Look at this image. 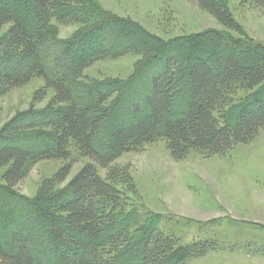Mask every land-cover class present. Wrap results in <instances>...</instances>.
<instances>
[{
	"label": "trees",
	"instance_id": "trees-1",
	"mask_svg": "<svg viewBox=\"0 0 264 264\" xmlns=\"http://www.w3.org/2000/svg\"><path fill=\"white\" fill-rule=\"evenodd\" d=\"M193 1L225 28L244 34L223 0ZM248 1L264 7V0ZM33 8L49 11L60 23L90 28L58 53L50 52L44 59L50 63H45L28 24ZM134 30L124 21L96 15L88 0H0V96L35 77L45 82L36 101L54 91L50 115H30L24 125L0 136L3 181L14 188L40 161L61 160L64 164L50 181L53 189L69 178L76 155L93 161L79 170L64 194L46 200L47 247L34 227L7 234L0 230V264H187L222 249L219 240L210 238L180 244L175 234L161 229L158 215L141 213L133 202L139 193L129 168L115 162L158 141L176 160L193 152L225 155L251 143L264 129V47L245 49L241 41L223 38L225 49L210 58L205 50L168 56L151 79V91L131 105L128 119L108 127L111 109L102 108L108 94L91 91V102L83 103L75 89L96 62L139 52L141 45L118 46L108 39L110 33L128 37ZM181 75L188 89L183 105H176ZM41 124L52 132L36 148L13 138ZM98 166L107 169V177Z\"/></svg>",
	"mask_w": 264,
	"mask_h": 264
},
{
	"label": "rangeland",
	"instance_id": "rangeland-1",
	"mask_svg": "<svg viewBox=\"0 0 264 264\" xmlns=\"http://www.w3.org/2000/svg\"><path fill=\"white\" fill-rule=\"evenodd\" d=\"M88 1L96 15L134 27V34L128 37L110 33L111 43L141 45L137 53L96 62L84 71L75 89L76 97L83 103L91 102V91L108 94L102 104V108L111 109L108 127L128 119L131 105L151 91V79L162 70L168 56L187 52L195 55L205 50L210 58L225 49L223 38L239 40L245 49L250 45L264 47V7L248 0H223L244 34L222 26L193 0ZM28 22L40 44L43 61L50 52L58 53L90 28L80 23H60L49 11L37 8L32 9ZM9 26L2 28V34ZM180 77L176 105H183L188 89L187 80ZM44 84V79L35 77L25 86L0 96V136L24 125L30 115L44 117L50 113L53 90L42 101L34 98ZM260 89L256 90L258 94ZM51 132V128L41 124L12 135L33 149ZM106 132L98 139L104 138ZM89 162H93L91 158L76 155L69 178L53 189L50 181L64 161H40L14 188L7 187L2 179L5 169L0 170L1 232L34 227L37 239L46 248V200L64 194L72 178ZM115 163L129 168L139 193L133 202L140 212L158 215L161 229L175 234L180 244L206 238L219 240L221 250L187 264H264V129L251 143L236 145L225 155L193 152L176 160L166 143L158 141L142 151L123 154ZM98 170L107 177V169L98 166Z\"/></svg>",
	"mask_w": 264,
	"mask_h": 264
}]
</instances>
